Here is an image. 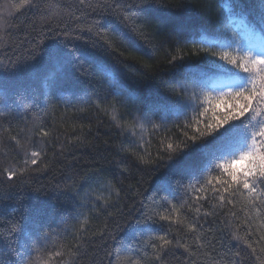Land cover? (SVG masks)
<instances>
[{"label": "trees", "instance_id": "trees-1", "mask_svg": "<svg viewBox=\"0 0 264 264\" xmlns=\"http://www.w3.org/2000/svg\"><path fill=\"white\" fill-rule=\"evenodd\" d=\"M37 2L43 12H17L10 5L20 0H0V23L4 25L0 27V111L7 114L0 119V261L10 264L17 259V251H23L20 234L9 233L10 222H18L27 232L34 225H26L25 218L41 211L56 219L48 222L51 227H43L42 233H50L52 238L41 252H32V264H159L150 237L165 233L174 245L179 240L190 249L173 247L163 258L165 264H260L256 255L264 259V254L253 255L244 243L247 239L258 247L259 235L264 233L248 203L247 190L241 189L243 195L237 192L235 196L177 190L178 177L173 178L182 154L170 160L166 145L180 144L185 131L192 134L186 124H211V104L201 97L196 109H188L183 116H172L165 123L154 117L159 128L148 122L140 128L135 117L140 115L138 109L157 103L160 95L187 100L181 86L192 84L187 78L189 66L207 82L213 102L222 96L232 106L229 93L236 91L235 85L248 73L228 68L219 56L227 51L238 58L242 52L235 50L237 45L243 49L264 44L262 0H147L188 22L189 34L183 39L172 25L151 16L137 22L143 36L121 25L115 6L141 0ZM46 5L51 6V13ZM51 14L56 18L50 28L43 17ZM224 18L228 22L217 27ZM109 19L113 24L105 31L114 40L112 48L103 44L95 30L99 22ZM66 24L67 36L62 35ZM114 26L121 31H113ZM232 32L235 35L229 37ZM40 40L44 43L37 46ZM69 40L70 47L94 55L102 67L77 53L80 58L65 65L55 82L49 75L55 71L50 54L55 45ZM205 40L213 42L210 52L217 55L205 51ZM33 49L35 60L29 58ZM10 64L18 65L17 70ZM108 74L123 79L128 91L138 97L135 104L126 100L127 107H122L111 96ZM205 108L209 110L205 112ZM221 110H226L223 103ZM40 127L49 133L47 137L37 134ZM12 136L43 155L37 165L28 166L24 176L8 181L4 168L24 167V151ZM149 160L152 162H143ZM166 180H171L172 194L164 190ZM142 201L170 221L156 216L143 222ZM85 217L86 224L82 223ZM260 217L264 219V208ZM249 228L256 235H247ZM76 244H81L79 255H69L70 250L76 252ZM237 251L240 258L235 256ZM57 252L63 255L56 256Z\"/></svg>", "mask_w": 264, "mask_h": 264}, {"label": "snow or ice", "instance_id": "snow-or-ice-1", "mask_svg": "<svg viewBox=\"0 0 264 264\" xmlns=\"http://www.w3.org/2000/svg\"><path fill=\"white\" fill-rule=\"evenodd\" d=\"M83 2V0H81ZM141 3L146 6H141ZM262 16L261 20L264 22V0H262ZM15 8L17 12L21 9H35L38 12H43L41 3L37 0H20L19 4L10 5ZM51 13V6L46 5ZM230 11V9H227ZM11 14V13H10ZM114 14L118 16L119 23L126 28H129L132 32L139 33L143 36V31L140 29L139 24L144 22L147 17L151 16L160 19L166 26L172 25L176 31V34L183 39L189 34V24L187 21L179 18L176 13L164 11L161 8L154 7L153 4L147 2V0H141L137 4H117L115 6ZM143 14V15H141ZM55 14L46 15L43 17L44 23L51 28L52 20H54ZM227 18L221 19L218 22L217 27H223L227 23ZM113 22L109 19L106 22H99L96 27V35L100 37L103 44L107 48H112L114 40L108 35L105 29L109 28ZM4 25L0 23V27ZM59 28V24L56 25ZM68 26L65 25V30L62 35L67 36ZM89 28L88 31H92ZM264 30V29H262ZM113 31L120 32L119 26H114ZM235 33H228V36H234ZM80 39V37H76ZM43 40L38 41V45H42ZM71 41L64 43L63 45H55L51 52V59L54 61L55 71L51 72L50 79L55 82L59 81L60 76L63 73L65 65L71 64L73 60H78L80 57L88 59L90 62L97 63V67H102L96 60V57L90 53L82 51L81 48L72 46ZM207 44L208 48L205 51L210 52V48L213 45L212 41H202ZM232 47V45H229ZM235 50L238 53L242 52V55L232 57L229 52L225 51L219 56L220 60L227 61L234 65L236 68L242 69L248 73L246 78H243L240 83L235 85L236 91L229 93V96L234 101L232 106H228L224 98H213L209 92H207V82L195 75L191 66L187 69V78L192 80V84L182 85L184 96L183 98H177L175 100L168 96H158V102L150 105L147 109H138L140 115L135 117V120L140 128L144 127V123H152L154 128H159L160 124L153 123L154 117H159L162 123H165L168 118L172 116L180 117L186 114L188 109L195 110L201 103V97L204 98L209 104H211V110L214 113V119L211 124H202L200 121H196V126L192 124H186L185 127L192 131L189 135L187 131L184 132V139L180 144L174 145L168 143L166 150L168 152V158L171 160L174 156H181V160L177 161L176 171L173 174V178H177V190L184 189L185 191L191 189L193 191L205 192L211 190L215 194L221 192H229L232 196H235L237 192L243 195V190H247L250 197L248 203L255 209L256 218L260 221V227L264 228V219H261V209L264 208V44L257 46H248L247 48H240L238 45ZM77 53H80V57H77ZM211 55H217V53L210 52ZM29 58L35 60L36 50L33 49ZM175 59V58H174ZM183 59V57H181ZM15 71L18 65H11ZM217 67H222L217 65ZM108 85L111 90V96L115 97L122 107H127L125 101H130L133 104L137 101L138 97L128 91L122 78H117L108 74ZM177 97H180L178 92ZM239 101H242L239 102ZM221 103L225 105L226 110H221ZM113 111H116V105H112ZM209 109L205 108L207 112ZM164 112L166 115L160 116L159 113ZM7 114L0 111V119L6 118ZM247 117V119H244ZM113 120H116V115H113ZM119 126V125H118ZM8 131V129H5ZM38 135L41 137H47L49 133L44 131L42 127L38 130ZM11 139L15 141V145L24 151V167L19 169L4 168L3 175L6 180L13 181L18 176H24L28 171L29 165H37L40 161L43 153L40 150H30L26 145H22L21 141L15 136ZM27 144L31 145L32 137H26ZM145 164L152 161H143ZM180 181H186L187 183H181ZM199 185V188H197ZM219 185V187H217ZM107 187V186H105ZM164 190L171 192V180H166L164 184ZM71 191V189H69ZM119 198V192L116 193ZM221 200L224 199L223 195H220ZM100 199V197H97ZM196 199H201L197 196ZM207 199V197H204ZM107 204V201H105ZM175 207V205H171ZM143 222L151 221L154 217L158 216L160 220L170 221L169 216L160 215L155 212L154 209H150L148 205L141 202ZM199 212V207L196 208ZM55 215L51 213H44L37 211L34 214H30L25 218L26 225H34L29 227L25 232L18 222H10L9 233L15 235L20 234L22 242L19 244V248L23 251H17V259L10 264H32V252H41L43 247H46V242L50 240V233H42L43 227L50 220L55 222ZM84 224L87 223L85 217ZM137 224L142 223L141 220L136 221ZM195 228L189 226L190 232H195ZM103 236L104 233H101ZM247 235L254 236L256 233L249 228ZM115 244L119 241L115 237H111ZM151 247L154 250V258L159 264H165L164 257L169 251L175 248H184V250L190 251L187 244H181L179 240L175 245L173 239L167 238V233L159 236L150 237ZM264 241V233H260L259 241H257L258 247H253L252 243H249L247 239L244 243L251 253L256 255L258 252L264 254V246H260V242ZM158 242V243H157ZM76 252L69 251V255H79L81 244L74 245ZM200 247H203L201 245ZM115 250V249H114ZM60 252L56 253V256H62ZM116 255L119 256V252L116 251ZM237 258L241 257V252L235 253ZM256 259L260 261V264H264V259L260 255H256ZM0 264H9L6 261H0Z\"/></svg>", "mask_w": 264, "mask_h": 264}, {"label": "rangeland", "instance_id": "rangeland-1", "mask_svg": "<svg viewBox=\"0 0 264 264\" xmlns=\"http://www.w3.org/2000/svg\"><path fill=\"white\" fill-rule=\"evenodd\" d=\"M224 64H225L228 68H236L234 65L228 63L227 61H224Z\"/></svg>", "mask_w": 264, "mask_h": 264}]
</instances>
